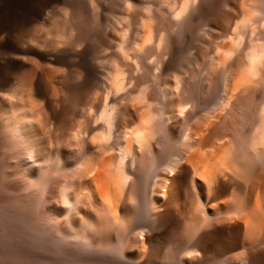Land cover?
Instances as JSON below:
<instances>
[{"label": "rangeland", "instance_id": "374dc122", "mask_svg": "<svg viewBox=\"0 0 264 264\" xmlns=\"http://www.w3.org/2000/svg\"><path fill=\"white\" fill-rule=\"evenodd\" d=\"M33 4L41 7L43 19L14 23L8 34L0 31V264L135 263L140 257L139 230L129 231L126 219L141 223L157 200L151 185L166 173L149 147V152L142 150L150 141L139 147L143 133L137 122L143 109L150 110L147 136L162 138L155 154L170 160L187 142L179 129L176 144L167 147L163 111L170 93L179 89L189 97L190 112L179 110L194 116L213 104L225 87L234 90L233 80L240 79L236 104L247 105L245 95L253 92L260 96L254 102L252 138L264 142V0ZM5 10L1 1L0 12ZM36 81L41 95L32 93ZM174 106L184 105L176 100ZM116 115L125 116L122 126L128 127L127 134L133 129L130 134L124 135L123 127L114 129ZM131 137L133 149L130 140V149L123 151V141ZM102 158L109 164L98 181L93 171L95 165L102 166ZM132 161L131 175L127 166ZM106 166L111 175L105 173ZM116 176L121 187L116 189L117 184L114 194ZM94 181L103 187L99 190ZM103 184L113 186L108 192L112 197ZM135 190L137 194L130 195ZM262 200L264 204V188ZM114 202L123 210L120 216ZM130 210L135 217H129ZM260 220V212L254 211L246 237L258 235Z\"/></svg>", "mask_w": 264, "mask_h": 264}, {"label": "bare ground", "instance_id": "6f19581e", "mask_svg": "<svg viewBox=\"0 0 264 264\" xmlns=\"http://www.w3.org/2000/svg\"><path fill=\"white\" fill-rule=\"evenodd\" d=\"M1 1L4 8L7 9L0 12V31L4 33L6 32L8 34L11 25L14 23L25 25L31 23L40 16V18L43 19L40 11L41 7H34V0ZM47 1L49 3H55L59 0ZM8 62L10 68H12L13 65L10 61ZM240 81V79L236 81L233 80V82L236 83H233L232 86L231 84H228V87L231 86L235 90L239 87L238 85L243 83V81ZM2 83L0 84L2 85ZM231 87L230 89H232ZM166 88L168 90V87ZM225 88V90L223 89V91L217 95L215 102L210 104L202 114L196 115L195 113L194 116H188L187 114L183 116L185 111L188 110V112H190L193 107V105L190 104L191 101L189 102V97L185 98L183 95L179 94L182 92H179V89H177L179 92H176L177 94L173 92L170 93V100L166 102L165 111H163L165 112L164 115L167 123V129H165L166 133H164L166 136L163 134L165 139L167 137V147L170 143L172 144V142L173 145L174 143L176 144L177 136H179V129H183L186 140L183 139L184 141H187L185 148L173 153L174 156L170 160L166 159L165 161L163 159L162 161L160 156L155 154V148L158 145L159 140H162V138L157 137V139L155 137L154 139H151L150 136H147L150 135L146 132L148 126L147 120L148 123H150L148 117V112L150 111L149 107H146L148 108L147 111L146 109H143L141 113L139 112L140 118L138 119L139 121L137 120V128L140 131L135 129L136 131L134 130V132L138 133L139 131L141 135L143 133V140L141 139L142 142H138L140 143V145H138L143 148L142 144H146L148 143L147 141H150L146 148V145L143 144L146 150H144V148L142 150L149 152V147L152 153H154L153 155L156 163L160 166H164L166 170L164 172L166 173L157 175L156 181L154 180V183L156 182V184L151 185L153 186L152 188H155V190L152 191V195L156 197L157 200L155 201L154 206L147 211L146 216L141 220V223L139 222L136 224L132 220L126 219V226L129 231L134 232L136 229L139 230L137 234L139 242L136 247L139 251L140 257L135 263L129 262L128 264H255L259 259L264 260V204L262 200L264 188V142L256 141L255 137L254 139L252 138L253 135L256 134V127L253 125L254 102L259 100L258 98L260 96L256 94V92L251 94L252 91H250L249 93L251 95H245L246 98L243 96L248 102L242 97V100L245 101L244 104L247 102V105L242 104L244 106H239L236 104L239 96L235 95V93L239 91H230L227 87ZM32 93L36 95L42 94L37 81L34 83ZM176 100L184 106H174ZM223 105L225 108L222 107ZM262 106L263 103L260 107L261 109ZM198 107H200V105H198ZM181 108H184L185 111L183 110L184 112H182L179 110ZM213 110H215V113L210 114ZM262 111H264V108ZM152 112L155 113L154 111ZM153 113L150 115L154 116ZM120 114L122 115V113ZM124 115L122 118H119L116 115L114 121L115 130L119 131L118 129L123 127ZM196 120L201 122L194 123ZM125 124L127 123L125 122ZM126 128L128 127L126 126ZM126 128H124V135L130 134V131L133 130H130L131 128L128 129L130 131L127 134ZM131 135L133 134L131 133ZM124 137L126 138V136ZM124 137L122 140L125 139ZM132 139L134 140V138L131 137V139H126L128 142L123 141L125 144L122 142L125 146L123 147V151L127 148H131L130 150L133 149ZM130 140L132 147H130L131 144H129ZM126 143L128 144L126 145ZM134 143L136 144L137 140ZM118 147H120V145ZM120 150L121 151H119L118 154H121V156L124 155L123 157L125 158V152L120 153L122 152V149ZM147 152L146 154H149ZM128 154L130 155L131 153ZM128 154L126 151V155ZM118 156L120 158V155ZM132 156L135 158L136 155L133 154ZM109 158L107 157V161L110 160ZM100 159L98 161H100ZM98 161L95 163L98 164ZM133 161L131 164H128L127 162L128 166L125 164L131 175L132 172H134L132 171L134 167ZM109 162L107 163L103 159L102 166L95 165V167L93 165L95 179L100 181L101 177L104 176V173L102 174L103 176H101L104 166L108 164L111 166V161ZM89 165L91 166V162ZM89 167H87L86 170H93V167L90 169ZM106 168L108 169L110 167L106 166L105 169ZM107 169L106 172L104 170L106 174L107 171H109V169ZM159 169L156 170L159 172ZM109 173L110 171L108 174ZM245 175L247 177H245ZM104 178H106V176ZM114 179L116 185L113 184L114 181L111 183L113 186L115 185L114 187L106 184L109 187L108 191H105L107 186L103 184L105 185L104 192H107V195L109 194V191L111 192L110 187H113L112 189H114L117 184L118 187L116 189L119 190L121 187L119 180H117V176ZM111 180L112 178L109 179V181ZM97 183L94 181V186H96ZM122 183V185H124V182ZM97 185L99 190L100 187H103H99L100 184ZM118 190L114 189L112 192L115 194ZM98 192L100 195H103L104 193L103 191L101 192L102 194L100 191ZM123 192L121 191L119 193L120 196ZM135 193L136 190L134 194L130 195L135 196ZM110 194L108 196L112 197L113 194ZM119 194L117 197H119ZM104 196L103 198L106 199L107 197ZM113 199H116V197ZM107 201L110 202L111 200ZM113 205L111 206L113 207ZM119 206L120 204H118V202L115 203V206L113 207L115 208V214H117L118 211L120 212V210L123 212ZM254 211H259L261 214V220L258 224L259 233L257 236L253 235L254 238L252 237V239H249L246 237V230L250 224L252 213ZM127 213L129 217L136 216L134 211L130 210L129 212L127 211ZM127 213L125 212L126 215ZM86 215L88 214L86 213ZM113 216L116 217L115 215ZM117 216L120 215L117 214ZM119 218L120 217H118V220H115V218L113 219L116 221V224L120 220ZM119 226L121 227V225ZM129 251L130 249L127 253H129Z\"/></svg>", "mask_w": 264, "mask_h": 264}]
</instances>
